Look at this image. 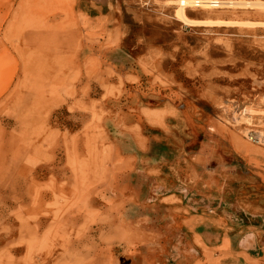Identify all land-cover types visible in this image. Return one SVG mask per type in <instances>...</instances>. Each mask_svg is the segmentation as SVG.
I'll return each mask as SVG.
<instances>
[{"label": "rangeland", "instance_id": "obj_1", "mask_svg": "<svg viewBox=\"0 0 264 264\" xmlns=\"http://www.w3.org/2000/svg\"><path fill=\"white\" fill-rule=\"evenodd\" d=\"M92 1L108 5L113 31L106 44H118L103 51V63L139 78L129 76L123 85L110 68L107 80H119V86L109 85L101 64L91 59L86 66L94 77L86 105L66 101L76 95L70 85L79 66L71 65L74 76H68L65 57L57 67L48 59L63 42L61 33L78 26L75 0H0V243L5 234L12 237L0 248L6 250L0 251L5 264H47L54 255L61 257L59 264L74 263L84 258L77 250L73 255L74 242L88 237L90 249L101 240H120L117 230L105 234V226L112 225L99 224L106 218L90 210L88 201L113 198L114 192L97 190L112 178L101 154L127 137L126 120L143 117V133L150 137L148 150L138 151L144 164L157 160L173 166L199 136L209 142L233 134L250 150H264L250 139L264 135V26L187 25L175 15L176 0ZM186 14L264 21V11L248 7L211 12L188 7ZM139 107L142 114L135 110ZM245 109L254 114L244 115ZM165 138L176 154L162 149ZM181 159L176 164L182 165ZM23 247L29 254L21 258Z\"/></svg>", "mask_w": 264, "mask_h": 264}, {"label": "crops", "instance_id": "obj_2", "mask_svg": "<svg viewBox=\"0 0 264 264\" xmlns=\"http://www.w3.org/2000/svg\"><path fill=\"white\" fill-rule=\"evenodd\" d=\"M107 6L75 0L78 26L61 33L63 42L48 57L54 67L61 56L65 57L70 64L68 76H74L71 65L79 66V76L73 77L70 85L76 95L66 98L69 104H91L87 95L94 76L86 66L91 59L101 64L106 81L110 68L121 77L123 85L130 82L129 76L139 78L135 72H122L113 64L103 63V51L118 45L106 44L108 33L113 31ZM108 83L119 86V80ZM135 110L142 114L140 107ZM187 117L186 122L191 120L195 126ZM142 123L143 117L126 120L124 126L134 130L124 131L127 137L111 143L105 156L101 154L106 160L107 176L112 175L108 180L112 185L107 181L97 190L114 192L113 198L102 204L94 203L93 196L88 201L90 210L106 218L99 224L112 225L111 229L105 226V234L114 235L117 230L115 236L120 240H98L90 249L88 237L82 243L74 242L73 255L77 250L78 257L84 258L69 264H264V150L247 147V151L233 134L209 142L199 136V142L190 152L178 155L173 166L157 160L144 164L138 151L148 150L150 137L144 135ZM160 146L168 155L176 154L172 141L165 138ZM181 157L183 164H176ZM58 167L52 166V175L56 176ZM7 236L0 248L12 240ZM38 236L43 239L42 232ZM23 239L28 240L27 234ZM49 239L54 243V234ZM2 251L5 255L6 250ZM28 251L23 247L21 258ZM60 258L54 255L47 264H59ZM6 260H0V264Z\"/></svg>", "mask_w": 264, "mask_h": 264}, {"label": "bare ground", "instance_id": "obj_3", "mask_svg": "<svg viewBox=\"0 0 264 264\" xmlns=\"http://www.w3.org/2000/svg\"><path fill=\"white\" fill-rule=\"evenodd\" d=\"M173 3V2H172ZM176 13L177 18L187 25L192 26H264V21H239V20H225V19H193L187 16L186 10L188 7H201L210 11L216 7H248L251 9H256L264 11V0H176ZM247 9V8H246ZM248 107V106H247ZM250 109H245V114L253 115ZM243 115V116H244ZM248 118V116L246 117ZM262 135V134H261ZM264 136V135H262ZM240 142L241 146L247 151H250L240 139L236 138Z\"/></svg>", "mask_w": 264, "mask_h": 264}, {"label": "built area", "instance_id": "obj_4", "mask_svg": "<svg viewBox=\"0 0 264 264\" xmlns=\"http://www.w3.org/2000/svg\"><path fill=\"white\" fill-rule=\"evenodd\" d=\"M250 139L258 143L264 144V136L262 135H257L254 133V134H251Z\"/></svg>", "mask_w": 264, "mask_h": 264}]
</instances>
